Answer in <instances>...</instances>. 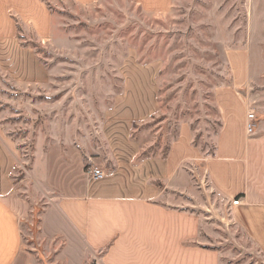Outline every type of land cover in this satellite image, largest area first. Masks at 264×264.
Wrapping results in <instances>:
<instances>
[{
	"label": "rangeland",
	"instance_id": "1",
	"mask_svg": "<svg viewBox=\"0 0 264 264\" xmlns=\"http://www.w3.org/2000/svg\"><path fill=\"white\" fill-rule=\"evenodd\" d=\"M50 4L51 40H41L32 28L20 29V43L33 49L47 74L19 83L0 70V132L16 153V182L29 176L42 142L82 141L89 157L112 171L114 154L128 164L144 150L163 154L187 122L197 142L213 152L220 128L214 89L231 78L226 50L246 38L254 45L264 40V0H174L166 13L145 12L134 0ZM259 91L262 99L251 107L258 120L264 112V89ZM131 154H136L132 160ZM196 187L198 199L163 198L207 201ZM18 191H31L35 199L51 194L42 184L30 189L22 184ZM44 206L35 204L22 223L32 264H54L62 243L40 234ZM208 213L204 240L223 251V264L264 261L230 220L218 217L217 210Z\"/></svg>",
	"mask_w": 264,
	"mask_h": 264
},
{
	"label": "crops",
	"instance_id": "2",
	"mask_svg": "<svg viewBox=\"0 0 264 264\" xmlns=\"http://www.w3.org/2000/svg\"><path fill=\"white\" fill-rule=\"evenodd\" d=\"M66 1L89 6L98 0ZM134 1L154 13L169 12L174 2ZM54 18L45 0H0V70L14 82L40 79L46 71L33 49L20 43V29L32 28L41 40H51ZM226 63L230 82L214 89L220 128L212 153L197 142L187 122L166 157L140 159L141 152L131 154V160L136 158L128 164L114 154L112 171L92 160L82 141L42 142L29 176L16 182V153L0 132V264L33 263L22 223L39 203L45 204L40 234L48 241L62 240L54 264H223V251L207 247L204 240L208 211L215 210L264 257V112L254 132L247 130L249 111L264 89V40L254 45L246 38L229 47ZM92 166L103 168L106 176L92 178ZM196 183L207 201L163 198L198 199ZM22 184L29 189L42 184L51 194L35 199L31 191H18ZM238 198L241 202L234 205Z\"/></svg>",
	"mask_w": 264,
	"mask_h": 264
},
{
	"label": "built area",
	"instance_id": "3",
	"mask_svg": "<svg viewBox=\"0 0 264 264\" xmlns=\"http://www.w3.org/2000/svg\"><path fill=\"white\" fill-rule=\"evenodd\" d=\"M248 119H249L248 126H247L248 133H253L256 128L255 110L250 109L249 114H248ZM88 173L90 174L92 178H95V179H100L106 176V172L104 171V169L98 166H92L88 170ZM240 202H241V199L238 198L233 201V204L238 205ZM96 264H99V263H96Z\"/></svg>",
	"mask_w": 264,
	"mask_h": 264
},
{
	"label": "trees",
	"instance_id": "4",
	"mask_svg": "<svg viewBox=\"0 0 264 264\" xmlns=\"http://www.w3.org/2000/svg\"><path fill=\"white\" fill-rule=\"evenodd\" d=\"M45 1L47 2L48 6L51 8L50 1L49 0H45ZM16 22L18 24V28H21L22 27L21 22H20L19 18H17V17H16ZM169 148H170V146L168 145L167 148H166V150H165V152L163 154H161V155H159V154L157 155L155 153L148 152V151H145L144 150L141 153L140 159H143V158H146V157H149V156H162V157H166L167 154H168V152H169ZM39 223H40V219H39ZM24 245H25V240H24Z\"/></svg>",
	"mask_w": 264,
	"mask_h": 264
},
{
	"label": "water",
	"instance_id": "5",
	"mask_svg": "<svg viewBox=\"0 0 264 264\" xmlns=\"http://www.w3.org/2000/svg\"><path fill=\"white\" fill-rule=\"evenodd\" d=\"M264 264V263H263Z\"/></svg>",
	"mask_w": 264,
	"mask_h": 264
}]
</instances>
